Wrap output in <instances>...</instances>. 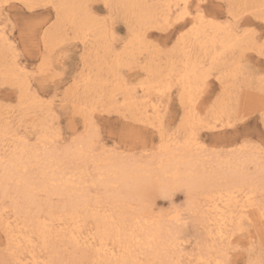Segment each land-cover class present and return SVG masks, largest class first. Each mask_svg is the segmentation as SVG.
<instances>
[{"label": "rangeland", "instance_id": "374dc122", "mask_svg": "<svg viewBox=\"0 0 264 264\" xmlns=\"http://www.w3.org/2000/svg\"><path fill=\"white\" fill-rule=\"evenodd\" d=\"M18 1L19 0H0V4L2 3V5L7 6L0 7V17H3L2 19L7 32H10L8 33L10 34L9 41H2V39H0V179L5 176V168L7 165H9V162H16L15 160H17V158H19V156L23 155L25 152L24 155L36 154L37 157L35 159L32 158L35 162L31 159L32 164L28 167L29 169L26 168L27 170L25 171L21 170L22 172L20 174H22L23 178L27 179L28 177V179L33 180L36 185L41 186V183L43 182H40L39 180L43 181V179H41V171L45 167V161H43V159L46 158L45 154H53L52 156L55 160L58 159L62 162L59 165V170H56V168L55 170L57 172L59 171L58 173H62L61 175H64V179H68V181L72 184L74 183L73 187L72 184H70L72 189L80 192L79 194H85L86 199H89L88 205L90 208H88V213L90 212L89 214H92L95 211V213L97 212L96 214H109L110 210L113 208L111 205L112 201L110 199L112 195L111 192L114 191V189L115 191L118 190L119 187L117 184H115L113 186L114 189L113 187L106 188L99 184V181L105 178V166L110 164V162L117 163L118 161L124 164L128 162L131 164L133 162L132 164H141L140 166L142 167H158L160 162L163 161L164 163L168 157V154H164L162 151V146L165 145L166 142H170L173 139H176L179 142H184V138L191 133V127L185 125L186 119L195 114L193 115L194 118L198 120L200 119V121L202 120L203 122V126L199 127L196 135L198 143L200 145H206L209 149H217V153H206L202 149L197 148L196 145L195 147L193 146L191 148V154L193 153L194 155H192L194 158L192 160L193 163H196V166L194 169H192V174H197V172L200 170L198 175H208L210 173L215 174L216 176L219 172L215 173V170L221 172L215 178L213 176L210 177L209 175L206 176L207 178L212 179L208 181L207 187L211 182L214 185H219L217 183L223 184V180L221 178L223 177V173L228 170L227 164L229 160V163H232L235 159L243 157L245 158L246 156L257 162V164L255 161L249 162L251 165L248 163L245 168L243 166L237 167L240 170L242 169L241 171H244L246 175L252 176V183L254 188L257 189L252 198L251 206L249 209H247L249 213L248 218H244L243 220H240V222L236 221V223H234V220L231 225L232 227L228 229L229 232L233 234L231 241L221 240L217 235H215V229L217 228L216 225H214L212 221H207L208 219L204 217L198 209H196V204L199 203V205H203L202 203L204 202V197L201 196L197 198V196L189 190L185 178L177 179L173 182L172 174H170L167 175L165 179L170 183L173 182V184L170 185L172 188L169 187L166 190H163L167 192L168 198H162V190H160L152 193L153 196H149L146 202L143 203V206L148 204V206L146 205L148 208L145 206L146 209L151 210L152 207V212H154L153 214H157L156 216L160 215L162 217L166 232H169L168 230L173 231L175 237L177 238L178 245L173 250L166 248L167 250L165 249L159 255H157L155 250L149 251L148 249H142L140 251L139 247L135 246L134 248L136 249L133 254L135 256L139 255L138 258L140 257L139 260L141 261L138 264H217L218 262H221L222 264H226V262H230V264H264V222L262 224L258 220L260 219L261 215H264V170L261 169H264V158L261 157L258 149H253L251 146L242 149L243 151L240 149V145L244 144L245 141H248L249 145H259L262 139H264V122H261L258 117V113L262 108H264V52H262V46H264V19L261 18L264 17V0H196V3L200 5L206 16L216 19L220 23L224 22L221 24H225V27L229 28L231 26L232 29L239 27L241 36L237 46L221 52L217 66L211 71V73L214 74H212L211 78H209V85L202 93L197 95L198 101L196 102L194 110H191V113L190 111L186 112V105L182 104L181 98H179L181 96V89L176 79V74L181 70L179 68H181V60L184 59V51L186 50L185 52H189L191 54V58H194L199 62L204 61V65H201V67L206 66L205 68H207L208 64L205 62L206 58H204L205 56L203 52L199 51L193 46L189 47V45H187L188 43L183 45L181 42V32L185 31L184 33H186V35L184 37H188L189 27L187 26L182 28L188 19H186V21L182 20L179 23H164L165 25L163 23H158L161 24L159 27L158 24L140 27L137 21V18L139 17L138 9L141 8L144 10L147 8L152 11L156 10V13H158L159 8L164 1L137 0V4L132 5V3L136 0H68L71 7L68 17L62 16V14L59 13V21L61 24L56 23L54 27L48 30L47 39H45V31L41 29H46L49 25L53 24L54 21H57L58 13L57 9L55 10V8L45 7L43 5H50L54 2H56L55 4L59 5L60 0H41L42 2H40V0H35L36 2L34 0ZM104 1L107 5L110 3L108 5L109 7H105L106 4ZM25 3L40 5V7H33L29 9L24 7ZM134 8L136 10H134ZM129 9H133V12ZM195 11L196 9L193 5L190 13L195 15ZM174 16H176V12ZM89 17L92 19L90 20ZM97 17H108L106 24L102 21H98L96 19ZM157 18L160 17L158 16ZM136 23L139 27L136 26ZM26 24H33L36 29L32 32L30 37H26L23 33V26ZM83 24L86 25V28ZM87 25L88 28L92 27L91 29L94 28L93 30L97 31L94 33L89 31ZM67 26L70 30L66 28ZM60 27L65 28L61 29ZM81 27L84 28L82 29ZM37 30L39 31V41H37ZM86 31L88 32L85 33ZM103 33L105 34L106 39L104 38ZM113 33L118 38L116 44L112 43ZM66 35L67 37H64ZM140 35H144V38L138 42L136 38H138V36L141 38ZM55 37L56 39H54ZM68 37H70V42H66ZM63 38H65V40ZM26 40L28 41L27 44L25 43ZM58 41L60 42L58 43ZM92 44L93 46L95 44V46L93 47ZM125 44H127V47H125ZM117 45L119 46L117 47ZM132 46H135L136 48H132ZM46 49H48V53L46 52ZM117 53H119L118 57L116 55ZM167 58L169 59L167 60ZM44 60H47L48 64H51L52 67L55 68L56 72L59 73V75L57 76L54 83L47 87L41 88L36 83H33L35 77L30 79L29 74L38 72L40 70L41 62ZM15 61L17 66L14 65ZM227 61L231 63H227ZM171 64H174L175 71L171 74L168 73L169 76H167L166 74L169 71L168 68L171 67ZM4 65L6 66L4 67ZM156 67H159L160 69L163 67V70H161L163 71L164 76H166V80H162L164 85L162 83L159 84L161 87L158 85L159 87L152 89L150 91L151 95L149 94L150 99L162 101L163 109L159 115V129L161 132H159L158 128L150 125L152 121H147L142 115L143 107L145 106V102L147 100L143 99V102L140 100L142 99V90L148 86L146 83H148V81L152 78V71L155 70ZM21 68H24L25 71L21 72ZM12 69L15 71V77L10 76L9 74V71ZM227 71L229 73H227ZM20 73H22L24 78H22ZM26 77L29 79V86L31 85V87L28 86L20 88L21 84H19V79L25 80L27 79ZM15 80H17V83ZM23 88L25 90H23ZM155 90H159V93L161 90L162 94H159ZM129 96H133L132 98L135 99L137 98L136 101L135 99L130 101L128 99ZM126 101L128 103H126ZM220 109L222 110V114L219 115L221 116V119L219 121L213 122V118L216 116L214 114L218 111L220 112ZM235 110L241 114L244 112H249L252 114L251 118L249 120H242L238 123L235 119L237 113ZM149 115H151V113H149ZM44 137L45 139H43ZM89 139L91 140V143ZM37 141H39V143H37ZM169 144L173 150V144ZM70 147L71 149L69 150ZM232 148H236L237 152H230L229 149ZM65 149H68L67 151L70 152L68 157L66 156L65 152L63 153ZM72 149H74V151L77 153H75ZM176 152L177 153L175 154L178 155L176 160L177 162H181V160L182 162H186L188 160L189 153L186 150L183 151L180 148ZM57 153H60V156L56 155ZM238 153L241 155L239 156ZM37 154H39L40 157ZM62 155L66 156L67 158L63 157ZM213 157L214 159H212ZM228 157L230 159H227ZM73 158L76 161H74ZM76 158L80 159L78 160ZM209 158H211L213 162ZM54 159L52 161H54ZM215 159L216 162L214 161ZM217 159L219 161H217ZM206 160L211 161L207 162ZM224 161L226 162L224 163ZM64 162L68 163L65 164ZM206 162L210 165H206ZM55 163L56 162L54 161V164ZM81 164H83V166ZM198 164H200V166ZM202 164H204L206 166L205 168L208 169H204V165ZM35 168H37V170ZM213 168L215 169L213 170ZM223 170H225V172ZM36 171H40V173H37ZM97 171H100L97 173L98 175L95 173ZM260 171L262 172L261 174H259ZM101 173L103 174V178ZM178 173L182 174L183 176H188L190 174V172L185 171V167L183 166L179 167ZM257 173L261 176L257 175ZM67 175L69 176L67 177ZM83 175L85 176L83 177ZM99 177L102 179L100 178L99 180ZM213 178L215 179V182H213ZM72 179L76 180L74 181ZM34 180H37L38 182H35ZM95 181L98 184H96ZM77 182H79V185ZM82 182L85 185H83ZM212 183L211 185H213ZM17 184L16 178L13 181L8 182L6 195L0 197V202L2 199V202L0 203V210L3 211H0V264H20L22 261H20L19 258L23 260L29 256L28 250L16 252L19 250L9 245L6 229L4 226V219H6L7 216L13 215V200L18 199V201L22 203V200L19 199L18 193H14L17 192L19 185ZM75 185H78L79 187H76ZM95 185L103 189L99 187L95 188ZM211 185L206 189L213 188ZM12 187H14V190H12ZM108 192H110V194ZM37 194V200L35 201V204L29 205L31 214H34V212L36 213L40 210L37 208L38 205L45 206V204H47L55 210V205L57 206L58 204L56 208L58 209L67 202L66 196H50L46 193L48 196L47 197L44 191H38ZM107 194H109V196H107ZM58 197H60V200ZM96 199L97 202L95 201ZM49 201L53 206L50 205ZM93 201H95L94 204ZM135 202V200L130 202V208L133 212L140 210V206H142V204L137 205L139 203ZM107 204L110 205V209H108ZM2 206L4 208L1 209ZM134 206L135 209H133ZM5 209L8 210L5 211ZM115 210L120 212L121 207L117 206ZM176 210L183 212V214H181L183 217L185 216L184 223L178 226L177 230H175V227L167 222V218L165 217ZM41 216L44 217L43 213ZM204 219H206V222ZM92 221L93 220L90 218L87 219V221H84L83 218L82 220L80 219L78 226L80 230H82L83 234L91 228L92 223L95 225V223ZM48 223L51 225V222ZM57 224L58 222L52 223L53 226L51 225V227L53 230L57 227ZM233 226H236L237 228L235 227L234 229ZM251 236L253 238H251ZM205 237L207 239H205ZM67 239L68 238L64 237L56 238L58 242L55 240L56 253L54 254L47 253L48 251L46 252V250L40 246L39 241L35 239V241H37L36 243L38 245V249L34 252V254L37 253L35 254L36 257H40L42 260L44 258V260L63 262V264H106L104 257H98L92 249L86 247L84 248L83 246L76 247L71 242L69 243L70 240L68 239V241ZM220 241L225 243H221ZM212 242H214L213 246H215L219 252H217L216 249L212 247ZM204 244L205 246H207L206 244H209V246L204 247ZM210 251L213 253V255L212 253H209ZM200 252L202 253L200 254ZM197 254H200V257ZM174 256L177 257V261L176 257ZM14 257L18 260H15ZM188 257H191L192 261ZM194 257L195 259H193ZM169 258L173 260H170ZM21 264H23V262Z\"/></svg>", "mask_w": 264, "mask_h": 264}, {"label": "bare ground", "instance_id": "6f19581e", "mask_svg": "<svg viewBox=\"0 0 264 264\" xmlns=\"http://www.w3.org/2000/svg\"><path fill=\"white\" fill-rule=\"evenodd\" d=\"M20 1V0H19ZM18 1V2H19ZM22 1V0H21ZM35 1V0H34ZM57 1V0H56ZM106 1V0H105ZM104 1V3H105ZM109 1V0H108ZM111 1V0H110ZM122 1V0H120ZM119 1V2H120ZM127 1V0H126ZM160 1V0H159ZM164 1L163 4L160 6L159 8V12L156 13V10L152 11L149 10L147 8H145L144 10H142L140 7L139 10V17L137 18L139 26L140 27H144V26H153L155 24L158 23H165V24H171L176 23V16H174L175 12H177L176 10V4L177 3H184L185 0H162ZM161 1V2H162ZM251 1V0H250ZM249 1V2H250ZM36 2V1H35ZM40 2H42L40 0ZM53 2V1H52ZM113 2V1H112ZM133 2V1H132ZM139 2V1H138ZM141 2V1H140ZM187 2L190 3V0H187ZM241 2V1H240ZM246 2V1H245ZM258 2V1H257ZM56 3V2H54ZM256 3V2H255ZM2 4V3H1ZM9 4V2H8ZM106 4V3H105ZM110 4V3H109ZM108 4V5H109ZM116 4V3H114ZM120 4V3H119ZM122 4V3H121ZM137 4V0L134 1L132 3V5ZM145 4V3H144ZM250 4V3H249ZM248 4V5H249ZM259 4V3H258ZM25 5V4H24ZM125 5V3H124ZM59 13L62 14V16H66L68 17L70 11H71V7L69 4L68 0H60L59 1ZM138 6V5H137ZM137 6H135L136 8H138ZM143 6V5H142ZM246 6V5H244ZM40 7V6H39ZM109 7V6H108ZM247 7V6H246ZM251 7V6H250ZM264 7V6H263ZM143 8V7H142ZM149 8V6H148ZM252 8V7H251ZM257 8V7H256ZM248 9V8H247ZM262 9V8H261ZM56 10V9H55ZM130 10V9H129ZM133 10V9H132ZM130 10V11H132ZM134 10H136L134 8ZM260 11V10H259ZM82 12V11H81ZM133 12V11H132ZM196 12V11H195ZM199 13L200 15L203 17V20H200L198 18L194 19L193 17H195V15H192L190 13V15L182 20L188 19V21L186 22L185 25L182 26V28L184 27H189L188 30V37H182L181 42L183 45L187 44L189 45V47L193 46L195 48H197L199 51L203 52L204 54V58H206L205 62H207V68L205 67H201V65H204V61H197L194 58H191V54L189 52H185L184 51V59L181 60V69L177 74H176V79L178 84L180 85V89H181V96L179 98H181V102L184 105H189L191 110L195 108L196 106V102L197 100V95L202 93L209 85V78H211V75L214 73H211L212 69L214 67L217 66L218 64V60L220 59L219 57L221 56V52L224 50H228L231 49L235 46H237V43L239 42V38L241 36V32L239 31V27H236L235 29L231 28V26L229 28L225 27L224 25H222L221 23L224 22H219L216 19H213L211 17H208L205 15L204 11L202 10V8L200 7L199 9ZM263 13V12H262ZM261 13V15H262ZM81 14V13H80ZM91 15V14H90ZM255 15V14H254ZM259 15V14H258ZM60 16V17H62ZM79 16V15H78ZM137 16V15H136ZM160 18H157V17ZM264 16V15H263ZM77 17V16H76ZM81 17V16H80ZM93 17V16H92ZM3 17H0V21H3L2 19ZM63 18V17H62ZM232 18V15H231ZM235 18V17H234ZM237 18V16H236ZM264 19V17H261ZM69 19V18H68ZM77 19V18H76ZM86 19V18H85ZM90 19V17H89ZM88 19V20H89ZM92 19V18H91ZM90 19V20H91ZM63 20V19H62ZM73 20V19H72ZM78 20V19H77ZM94 20V19H93ZM181 20V21H182ZM231 20V19H230ZM136 21V20H135ZM160 21V22H159ZM171 21V23H170ZM66 22V21H65ZM64 22V23H65ZM69 22V21H68ZM91 22V21H90ZM89 22V25H90ZM95 22V21H94ZM184 22V21H183ZM234 22V21H233ZM60 23V21L58 22ZM70 23V22H69ZM79 23V22H78ZM77 23V24H78ZM83 23V21H82ZM81 23V24H82ZM88 23V22H86ZM61 24V23H60ZM76 24V23H75ZM80 24V25H81ZM98 24V23H97ZM137 24V23H136ZM135 24V25H136ZM164 24V25H165ZM232 24V22H231ZM79 25V24H78ZM84 25V24H83ZM82 25V26H83ZM92 25V24H91ZM134 25V26H135ZM161 24H158V27ZM69 26V25H68ZM66 27L69 29V27ZM71 26V25H70ZM76 26V25H75ZM96 26V25H95ZM99 26V25H98ZM138 26V24L136 25ZM138 26V27H139ZM234 26V25H233ZM74 27V26H73ZM79 27V26H78ZM77 27V28H78ZM84 27L86 28V25H84ZM84 27H81L82 29ZM94 27V26H93ZM133 27V26H132ZM163 27V26H162ZM161 27V28H162ZM58 28V27H57ZM61 28V27H60ZM65 28V27H63ZM61 28V29H63ZM71 28V27H70ZM76 28V29H77ZM80 28V27H79ZM78 28V29H79ZM88 28V25H87ZM92 28V27H91ZM88 28L89 31L91 32H96L93 29ZM137 28V27H136ZM72 29V28H71ZM100 29V28H99ZM156 29V28H154ZM59 30V29H58ZM70 30V29H69ZM74 30V29H73ZM143 30V29H142ZM72 31V30H71ZM78 31V30H77ZM81 31V29H80ZM104 31V29H103ZM44 32V31H43ZM61 32V31H60ZM65 32V31H64ZM63 32V33H64ZM88 31H86L85 33H87ZM141 32V31H140ZM145 32V31H143ZM147 32V31H146ZM185 32V31H184ZM10 32H7L6 27L3 24H0V39H2V41H9V35L8 34ZM66 33V32H65ZM84 33V30H83ZM75 34V33H74ZM81 34V33H80ZM134 34V33H133ZM146 34V33H145ZM64 35V34H63ZM85 35V34H84ZM93 35V34H92ZM91 35V38H92ZM104 38H105V34L103 33ZM102 35V36H103ZM136 35V34H135ZM56 36V35H55ZM96 36V34H95ZM93 36V37H95ZM133 36V35H131ZM141 36V35H140ZM144 36V35H143ZM64 37H67L64 36ZM77 37V36H76ZM97 37V36H96ZM100 37V36H99ZM137 37V36H136ZM135 37V38H136ZM81 38V37H80ZM90 38V39H91ZM102 38V37H101ZM134 38V37H132ZM181 38V35H180ZM49 39V37H48ZM56 39V37L54 38ZM65 40V38H63ZM78 39V37H77ZM82 39V38H81ZM86 39V37H85ZM100 39V38H99ZM106 39V38H105ZM139 41H141V38L138 36V38H136ZM63 40V41H64ZM94 40V39H93ZM92 40V41H93ZM96 40V39H95ZM244 40V39H243ZM242 40V41H243ZM61 41V40H60ZM58 41V43L60 42ZM85 41V40H84ZM89 41V40H87ZM103 41V40H102ZM101 41V42H102ZM105 41V40H104ZM1 42V41H0ZM57 42V41H56ZM94 42V41H93ZM92 42V43H93ZM97 42V41H96ZM99 42V40H98ZM100 42V43H101ZM131 42V41H130ZM137 42V43H138ZM5 43V42H4ZM3 43V44H4ZM84 43V42H81ZM90 43V42H89ZM88 43V44H89ZM95 43V42H94ZM103 43V42H102ZM247 43V42H246ZM47 44V43H44ZM105 44V43H104ZM129 44V43H128ZM136 44V43H135ZM99 45V43H98ZM182 45V46H183ZM93 46V44H92ZM95 46V44H94ZM93 46V47H94ZM144 46V45H143ZM142 46V48H143ZM147 46V45H146ZM6 47V45H5ZM48 47V46H47ZM51 47V46H49ZM55 47V46H53ZM91 47V46H90ZM102 47V46H101ZM100 47V49H101ZM105 47V46H104ZM130 47V46H129ZM128 47V48H129ZM135 47V46H134ZM132 46V48H134ZM139 47V44H138ZM1 48V47H0ZM52 48V47H51ZM84 48V47H83ZM136 48V47H135ZM177 48V47H176ZM242 48V47H241ZM245 48V47H244ZM4 49V48H3ZM99 49V50H100ZM103 49V48H102ZM145 49V47H144ZM182 49V48H181ZM238 49V48H237ZM1 50V49H0ZM48 49H46L47 52ZM52 50V49H51ZM54 50V48H53ZM87 50V48H86ZM89 50V49H88ZM92 50V49H91ZM90 50V51H91ZM96 50V49H94ZM148 50V49H147ZM190 50V49H189ZM194 50V49H193ZM234 50V49H233ZM240 50V49H239ZM4 51V50H3ZM98 51V50H97ZM126 51V50H125ZM231 51V50H230ZM238 51V50H237ZM130 52V51H129ZM133 52V50H132ZM195 52V51H194ZM48 53V52H47ZM106 53V52H105ZM124 53V52H123ZM228 53V52H227ZM89 54V53H88ZM92 54V53H91ZM197 54V51H196ZM6 55V54H5ZM126 55V54H125ZM124 55V56H125ZM229 55V54H228ZM172 56V55H171ZM224 56V55H223ZM222 56V57H223ZM3 57V56H2ZM122 57V56H121ZM133 57V56H132ZM151 57V56H149ZM230 57V55H229ZM15 58V57H13ZM128 58V57H127ZM155 58V57H153ZM158 58V57H157ZM161 58V57H160ZM122 59V58H121ZM166 59V57H165ZM169 58H167L168 60ZM2 60V59H1ZM5 60V59H4ZM120 60V59H118ZM151 60V59H150ZM154 60V59H153ZM171 60V59H170ZM225 60V59H224ZM114 61V60H113ZM156 61V60H154ZM172 61V60H171ZM170 61V62H171ZM177 61V60H176ZM221 61V60H220ZM219 61V62H220ZM175 62V61H174ZM236 62V61H235ZM234 62V63H235ZM238 62V61H237ZM117 63V62H116ZM148 63V62H147ZM227 63H231L228 62ZM13 64V62H12ZM118 64V63H117ZM149 64V63H148ZM178 64V63H177ZM180 64V63H179ZM3 65V64H2ZM14 65L17 66L16 61L14 62ZM152 65V64H151ZM158 65V64H157ZM229 65V64H228ZM232 65V64H231ZM235 65V64H233ZM6 65H4L5 67ZM23 66V65H22ZM156 66V65H155ZM236 66V65H235ZM14 67V66H13ZM24 67V66H23ZM165 67V65H164ZM170 67V66H169ZM233 67V66H232ZM8 68V67H6ZM166 68V67H165ZM224 68V67H223ZM230 68V67H229ZM18 69V68H16ZM24 70V68H21V70ZM161 69L163 70V67H161ZM159 67L155 70L152 71V75H151V79L148 81V83H146L148 86L146 88H143L142 90V99H140L141 101L143 99L147 100L145 102V106L143 107V111H142V115L144 116V118L147 121H152L150 123V125H153L155 128H158L159 132L160 131V122H159V115L162 112L163 109V105H162V101L160 100H152L150 99V91L154 88H158L162 83V80H166L163 74V71L161 70ZM169 71L167 72V76H169L168 73H173L175 71L174 69V64H171V67L168 68ZM221 69V68H220ZM228 69V68H227ZM231 69V68H230ZM240 69V67H239ZM1 70V69H0ZM20 70V69H19ZM111 70V69H110ZM229 70V69H228ZM25 71V70H24ZM114 71V70H113ZM236 71V70H234ZM8 72V71H7ZM112 72V71H111ZM214 72V71H213ZM3 73V72H2ZM17 73V72H16ZM26 73V72H24ZM29 73V72H28ZM149 73V72H148ZM224 73V72H223ZM227 73H229L227 71ZM4 74V73H3ZM7 74V73H6ZM10 76L15 77V71L12 69L9 71ZM22 76V73H20ZM112 74V73H111ZM216 74V73H215ZM219 75V74H218ZM17 76V75H16ZM114 76V75H113ZM172 76V75H170ZM216 76V75H215ZM220 76V75H219ZM7 77V76H6ZM34 77V76H33ZM164 77V79H163ZM222 77V76H221ZM228 77V76H227ZM236 77V76H235ZM4 78V76H3ZM12 78V77H11ZM17 78V77H16ZM22 78H24L22 76ZM27 78V77H26ZM174 78V77H173ZM231 78V77H230ZM229 78V79H230ZM8 79V78H7ZM33 79V78H32ZM11 80V79H10ZM17 83V80H15ZM168 81V80H167ZM170 81V80H169ZM234 81V80H233ZM14 82V81H13ZM19 84H21V87H28L30 82L29 79H25V80H20L19 79ZM123 83V82H122ZM170 83V82H169ZM145 84V83H144ZM163 84V83H162ZM177 84V85H178ZM12 85V84H11ZM14 85V84H13ZM125 85V84H124ZM159 85V86H158ZM164 85V84H163ZM229 85V84H228ZM231 85V84H230ZM157 86V87H155ZM168 86V85H167ZM31 87V86H29ZM122 87V86H121ZM124 87V86H123ZM161 87V86H160ZM27 89V88H26ZM122 89V88H121ZM23 90H25L23 88ZM86 90V89H85ZM120 90V89H119ZM127 90V88H126ZM164 90V89H162ZM167 90V89H166ZM229 90V89H228ZM21 91V90H20ZM29 91V90H28ZM88 91V90H87ZM86 91V92H87ZM157 91V90H155ZM159 91V90H158ZM157 91V92H158ZM125 92V89H124ZM130 92V91H129ZM24 93V92H22ZM159 93V92H158ZM161 93V90H160ZM159 93V94H160ZM162 94V93H161ZM130 95V94H129ZM151 95V94H150ZM230 95V94H229ZM22 96V95H21ZM27 96V95H26ZM128 96V95H127ZM233 96V95H232ZM231 96V97H232ZM130 97V96H129ZM128 99L130 101H132L135 98L130 97ZM114 98V97H113ZM127 98V97H126ZM23 99V98H21ZM137 99V98H136ZM135 99V101H136ZM125 100V99H124ZM144 100V101H145ZM230 100V99H229ZM233 101V100H232ZM235 101V100H234ZM238 101V100H237ZM124 102V101H123ZM134 102V101H133ZM143 102V101H142ZM226 102V101H225ZM126 103H128L126 101ZM135 103V102H134ZM133 103V104H134ZM140 103V102H138ZM227 103V102H226ZM231 103V102H230ZM233 103V102H232ZM220 104V103H219ZM237 104V103H236ZM124 105V104H123ZM130 105V104H129ZM128 105V107H129ZM234 105V104H233ZM232 105V106H233ZM229 106V105H228ZM31 107V106H30ZM81 107V106H80ZM132 107V106H131ZM140 107V106H139ZM231 107V106H230ZM84 108V107H83ZM86 109V107H85ZM127 109V108H126ZM213 109V108H212ZM230 109V108H229ZM237 109V108H236ZM130 110V109H129ZM236 111V110H235ZM129 112V111H128ZM138 112V111H137ZM195 112V111H194ZM216 112V111H215ZM213 112V113H215ZM237 112V111H236ZM149 113H151V115H149ZM191 113V111H190ZM196 113V112H195ZM189 114V113H188ZM199 114V113H197ZM220 114H222V110L220 109V112L218 111L217 113H215L214 115H216L214 118L212 116V118L214 119L213 122L215 121H219L221 119V116H219ZM141 115V114H140ZM195 115V114H193ZM188 117L186 119V123L185 125H188L189 127H191L190 125L193 123H197L199 124L200 119H196L194 118V116ZM210 115V114H209ZM213 115V114H212ZM226 115V114H225ZM134 116V115H133ZM190 116V115H189ZM196 117V116H195ZM134 119V118H133ZM233 120V119H232ZM140 121V120H139ZM155 121V122H154ZM202 121V120H201ZM223 121V120H222ZM227 122V121H226ZM142 123V122H141ZM205 123V122H204ZM233 123V122H232ZM231 123V124H232ZM207 124V123H205ZM204 124V125H205ZM228 124V123H226ZM184 125V126H185ZM212 125V124H211ZM229 125V124H228ZM213 126V125H212ZM232 126V125H231ZM152 127V126H151ZM184 129V127H183ZM224 129V128H223ZM202 130V129H201ZM47 132V131H46ZM164 136V135H163ZM42 137V136H40ZM161 138V137H160ZM164 138V137H163ZM162 138V139H163ZM42 139V138H41ZM45 139V137L43 138ZM167 139V138H166ZM185 141L184 142H179L176 139L171 140L170 142H166L165 145H161L162 146V151L164 152V154H168L167 160L163 163V161L160 162L159 166L156 168H152L151 166H146V167H142L140 165L137 164H129L126 163H122V162H118L114 163V162H110V164L106 165L104 170V176L105 178L101 181H99V184L103 187H113L115 184L118 185L119 189L115 191L114 187V191H112V195H111V205L113 206L112 210H110L109 214H96L95 211L92 214L88 213V201L86 199V195L84 194H79L80 192L76 191L75 189H72L68 179H64V175L62 176V173H58L56 170H59V165L62 163L61 161H59L58 159L55 160L53 158V154L52 155H46V158L43 159V161H45V167L44 169H42L41 171V179H43V181L39 180L41 183V186L36 185L33 180H30L26 178L22 177V174H20L23 170H27L26 168H28L31 164L32 161L31 159H35L37 156L36 154H29V155H21L19 156V158H17V160L14 161H10L9 165H7V167L5 168L6 170V174L4 172V177L0 179V197L1 196H5L6 195V190L8 188V182L13 181L16 178V181L18 185L17 188V192L14 193H18L19 195V199L22 200V203L20 201H18V199H11L13 200V215L11 216H7L6 219H4V226L6 229V234H7V239L9 241V245L13 248H16L19 251L16 252H22L24 250H28V255L25 259H20V261L23 262V264H37L38 261H40V257H36L35 251H37L38 249V245H37V241H39L40 246L46 250L47 253L50 254H54L56 253V247H55V240L58 237H64V238H68L67 240L69 241V243L71 242L72 244H74V246H78L81 247L83 246L84 248H90L92 249L96 255L98 257H104V261L106 262V264H115V261L117 259L120 260H128L131 262V264H138L141 260H139L138 256H135L133 253L135 252L134 248L135 246L139 247V250L141 251L142 249H148L149 251L155 250L157 252V255H159L160 253H162V251H164L166 248L173 250L176 248V246L178 245L177 243V238L175 237L174 233L172 230H168L169 232H166V229L164 228V224H163V219L162 217L156 216L155 214H153L154 212H152V207L151 210L146 209L145 206L148 204H146L145 206H143V203L146 202V200L148 199L149 196H153L152 193H155L157 191L160 190H166L167 188L170 187V185L173 184V182L177 179H182L185 178L186 179V183L188 185L189 190L198 197H204V202L202 203L203 205H199L198 201L196 204V209H198L200 211V213L206 217L208 220L207 221H212L214 223V225H216V234L214 232L215 235H217L221 240H229L231 241V238L233 236L232 233L229 232V228L232 227V223H236V221L243 220L244 218H248V211L247 209H249V207L251 206V201L252 198L254 196V194L256 193L255 191H257V189L254 188V185L252 183V176H248L245 174L244 171H241L239 168V166H243L245 168V166L249 163V162H254L255 160H253L250 157H246L245 158H237L235 159L232 163H229L228 161V170L225 172V170H223L225 173H223V177L221 178L223 180V184L221 183H217L219 185H211V183H209L211 186H213V188L211 189H206L208 188L210 185L208 184L207 187V183L209 180H212L211 178H207L206 176H210V177H216L218 176L219 173H221L220 171H217L219 173H217V175L215 176V174H209L208 175H198V172L200 173V170L197 172V174H192V169H194V167L196 166L195 162L193 163V153L191 154V148L198 143L197 138L195 140L192 139L191 137V133L184 138ZM90 140V139H89ZM45 141V140H44ZM51 141V140H50ZM87 141V140H86ZM85 141V142H86ZM81 142V141H80ZM88 143V142H87ZM91 143V140H90ZM169 143L173 144L174 149H171V145ZM23 144V143H22ZM42 144V143H41ZM83 144V141H82ZM89 144V143H88ZM81 145V144H80ZM92 145V144H90ZM74 146V145H73ZM76 146V145H75ZM79 146V145H78ZM86 146V145H84ZM89 147V146H88ZM77 148V147H76ZM74 148V149H76ZM81 148V146H80ZM181 148V150L183 151H187L189 153L188 156V160L186 162H177V157L178 155L175 154L177 153L176 151H178ZM71 149V147L69 148V150ZM74 149H72L74 151ZM85 149V148H84ZM177 149V150H176ZM68 150V149H67ZM65 149V151H63V153L65 152L66 156L68 157L69 155V151H67ZM80 150V149H79ZM83 150V149H82ZM86 150V149H85ZM240 150V149H239ZM23 151V150H22ZM78 151V150H77ZM195 151V150H194ZM243 151V150H242ZM245 151V150H244ZM247 151V150H246ZM55 152V151H54ZM75 153H77L76 151H74ZM251 152V151H250ZM20 153V152H19ZM35 153V152H34ZM46 153V152H45ZM51 153V151H50ZM56 153V152H55ZM62 153V152H61ZM62 153V154H63ZM81 153V152H79ZM78 153V154H79ZM86 153V152H85ZM91 153V152H89ZM249 153V152H247ZM252 153V152H251ZM49 154V151H48ZM60 154V153H59ZM58 153L56 155H59ZM73 154V153H72ZM71 154V155H72ZM88 154V153H87ZM39 155V154H37ZM43 155V154H42ZM75 155V154H74ZM86 155V154H84ZM90 155V154H89ZM193 155V156H192ZM234 155V154H233ZM239 155V153H238ZM241 155V154H240ZM239 155V156H240ZM246 155V152H245ZM60 156V155H59ZM63 156V155H62ZM66 156H63L65 158H67ZM251 156V155H250ZM40 157V155H39ZM44 157V156H43ZM55 157V156H54ZM196 157V156H195ZM236 157V156H234ZM238 157V156H237ZM257 157V155H256ZM260 157V156H259ZM56 158V157H55ZM71 158V157H70ZM88 158V157H87ZM225 158V157H224ZM232 158V157H231ZM32 159V160H33ZM40 159V158H39ZM54 159V161L56 162L54 164V161H52ZM63 159V158H62ZM69 159V158H68ZM74 159V158H73ZM72 159V161H73ZM76 159H80V158H76ZM85 159V158H83ZM203 159V158H202ZM211 159V158H209ZM214 159V157L212 158ZM211 159V160H212ZM227 159H230L229 157ZM255 159V158H254ZM37 160V159H36ZM61 160V159H60ZM77 160V162H78ZM89 160V159H87ZM133 160V159H132ZM201 160V159H200ZM208 160V161H211ZM34 161V160H33ZM38 161V160H37ZM41 161V160H40ZM42 161V162H43ZM67 161V160H66ZM69 161V162H72ZM74 161H76L74 159ZM84 161V160H83ZM99 161V160H98ZM199 161V159H198ZM207 161V160H206ZM207 161V162H208ZM216 162V159L214 160ZM217 161H219L217 159ZM227 161V160H226ZM224 161V163L226 162ZM259 161V160H257ZM35 162V161H34ZM89 162V161H88ZM204 162V161H203ZM206 162V163H207ZM213 162V160H212ZM262 162V161H261ZM65 163V162H64ZM68 162H66L65 164H67ZM80 163V161H79ZM78 163V164H79ZM90 163V162H89ZM221 163V161H220ZM255 163L257 164V162L255 161ZM8 164V163H7ZM36 164V163H35ZM43 164V163H42ZM77 164V163H76ZM95 164V163H94ZM205 164V163H204ZM202 164V165H204ZM209 163H207L206 165H208ZM250 164V163H249ZM262 164V163H261ZM38 165V164H37ZM40 165V164H39ZM63 165V164H62ZM83 166V164H81ZM97 165V164H96ZM200 166V164H198ZM210 165V164H209ZM251 165V164H250ZM34 166V165H33ZM67 166V165H65ZM71 166V164H70ZM183 166L185 167V171L190 172V174L188 176H183L182 174L178 173L179 171V167ZM198 166V168H199ZM213 166V165H212ZM216 166V165H215ZM214 166V167H215ZM5 167V166H3ZM40 167V166H37ZM64 167V166H63ZM203 167V166H202ZM206 166L204 165V169H208L205 168ZM209 167V166H208ZM218 167V165H217ZM224 167V166H223ZM258 167V166H257ZM56 168V170H55ZM61 168V167H60ZM70 168V167H69ZM84 168V167H83ZM171 168V169H169ZM220 168V167H219ZM255 168V167H254ZM29 169V168H28ZM37 170V168H35ZM41 169V168H40ZM54 169V170H53ZM75 169V168H74ZM100 169V168H99ZM184 169V168H183ZM212 169V168H211ZM215 168H213L214 170ZM217 169V168H216ZM223 169V168H222ZM220 169V170H222ZM262 170H264L263 168H261ZM4 170V171H5ZM22 170V171H21ZM83 170V169H82ZM85 170V169H84ZM101 170V169H100ZM103 170V171H104ZM258 170V169H257ZM2 171V170H1ZM203 171V170H202ZM209 171V170H207ZM212 171V170H210ZM248 171V170H246ZM35 172V171H34ZM37 173L40 171H36ZM65 172V171H64ZM67 172V171H66ZM75 172V171H74ZM83 172V171H80ZM86 172V171H85ZM100 172V171H99ZM98 171L95 172L96 174L99 173ZM205 172V171H204ZM203 172V173H204ZM256 172V171H255ZM259 172V171H258ZM73 173V172H72ZM79 173V172H78ZM185 173V172H184ZM214 173V172H211ZM262 172L260 171L259 174H261ZM30 174V173H27ZM35 174V173H34ZM33 174V176H34ZM80 174V173H79ZM102 174V173H101ZM172 174V179L173 182L170 183L168 180H166L165 178L167 177V175ZM205 174V173H204ZM207 174V173H206ZM257 173V175H259ZM37 175V174H36ZM73 175V174H72ZM98 175V174H97ZM25 176V175H24ZM69 175H67L68 177ZM85 175H83L84 177ZM222 176V174H221ZM254 176V175H253ZM261 176V175H259ZM264 176V174H263ZM79 177V175H78ZM77 177V178H78ZM32 178V177H31ZM76 178V177H74ZM97 178V177H96ZM95 178V179H96ZM101 177H99L100 180ZM102 178H103V174H102ZM101 178V179H102ZM213 178V179H214ZM220 178V175H219ZM263 178V177H262ZM38 179V178H36ZM70 179V178H69ZM220 179V180H221ZM74 180V179H72ZM76 180V179H75ZM74 180V181H75ZM84 180V178H83ZM35 182L37 180H34ZM98 181V180H97ZM38 182V181H37ZM81 182V181H79ZM77 182V184L79 183ZM94 182V181H93ZM215 182V179L214 181ZM260 182V181H259ZM83 183V182H82ZM81 183V184H82ZM96 184H98L95 181ZM256 183V182H255ZM261 183V182H260ZM13 184V182H12ZM40 184V183H39ZM16 185V186H17ZM74 183L72 184L73 187ZM79 185V184H78ZM77 185V186H78ZM83 185H85L83 183ZM186 185V184H185ZM256 185V184H255ZM258 185V184H257ZM15 186V185H13ZM38 186V187H37ZM76 186V185H75ZM76 186V187H77ZM90 186V184H89ZM264 186V184H263ZM74 187V188H76ZM79 187V186H78ZM85 187V186H84ZM98 188L99 186L95 185V188ZM14 190V187H12ZM16 188V187H15ZM81 188V186H80ZM93 188V187H92ZM91 188V189H92ZM94 188V189H95ZM101 188V187H99ZM117 188V187H116ZM172 188V187H170ZM257 188V187H256ZM103 189V188H101ZM206 189V190H205ZM11 190V191H12ZM10 191V190H9ZM38 191H44L45 194L47 193L48 195L52 196V195H59V196H66L67 198V202L61 206L60 208L56 209L57 206L55 205V210L52 209V207H50L49 205L45 204V206H40L38 205L37 208H39L40 210L38 212H34V214L30 213V209H29V205L35 204L36 199V194ZM82 191V190H80ZM98 191V190H97ZM111 191V190H109ZM263 191V190H262ZM105 192V191H104ZM110 194V192H108ZM259 193V191H258ZM39 194V193H38ZM37 194V195H38ZM44 194V195H45ZM46 194V196H47ZM87 194V193H86ZM109 194H107V196H109ZM16 195V194H15ZM14 195V196H15ZM41 195V193H40ZM43 195V194H42ZM157 195V194H155ZM154 195V198H155ZM88 196V195H87ZM96 196V195H95ZM105 196V195H104ZM103 196V197H104ZM195 196V197H196ZM257 196V195H256ZM48 197V196H47ZM91 197V195H90ZM94 197V196H93ZM100 197V196H97ZM55 198V197H54ZM64 198V197H63ZM62 198V199H63ZM151 198V197H150ZM263 198V197H262ZM40 199V198H39ZM46 199V198H45ZM51 199V198H50ZM58 199L60 200V197H58ZM57 199V200H58ZM65 199V198H64ZM91 199V198H90ZM95 199V198H94ZM102 199V198H101ZM258 199V198H257ZM9 200V199H8ZM106 200V199H105ZM109 200V199H108ZM107 200V201H108ZM135 200L136 202H138L139 204L137 205H141L140 206V210H137L136 212L131 211L132 209L130 208V202ZM197 200V199H196ZM263 200V199H262ZM10 201V200H9ZM44 201V200H43ZM42 201V202H43ZM48 201V200H46ZM66 201V200H65ZM97 202V199L95 200ZM93 201V204L94 202ZM100 201V200H99ZM264 201V200H263ZM2 202V199H1ZM0 202V203H1ZM40 202V201H39ZM62 202V201H61ZM91 202V201H90ZM104 202V201H103ZM135 202V203H136ZM11 203V202H10ZM50 203V201H49ZM107 203V202H106ZM153 203V202H151ZM253 203V202H252ZM256 203V202H255ZM259 203V202H258ZM262 203V202H261ZM110 204V203H109ZM51 206H53L50 203ZM108 205V204H107ZM150 205V203H149ZM95 206V205H94ZM97 206V205H96ZM100 206V205H99ZM110 205H108V209ZM117 206L121 207V211L118 212L115 210V208H117ZM146 206V207H147ZM151 206V205H150ZM263 206V205H262ZM102 207V206H101ZM133 207V206H131ZM261 207V206H260ZM4 208L3 206L1 207V209ZM32 208V207H31ZM34 208V207H33ZM54 208V207H53ZM148 208V207H147ZM94 209V208H93ZM135 209V206L134 208ZM252 209V208H251ZM263 209V208H262ZM32 210V209H31ZM38 210V209H37ZM35 210V211H37ZM90 210V209H89ZM92 210V209H91ZM104 210V209H103ZM255 210V209H254ZM253 210V211H254ZM2 211V210H0ZM93 211V210H92ZM101 211V210H100ZM3 212V211H2ZM104 212V211H103ZM259 212V211H258ZM43 213L44 217L41 216V214ZM159 213V212H157ZM183 212H180L178 210L168 214L167 216H165L167 218V222L175 227V230L178 229V226H180L181 224L184 223L185 221V216L183 217ZM248 213V214H247ZM254 213V212H253ZM256 213V212H255ZM195 214V213H193ZM197 215V214H196ZM251 216V215H250ZM256 216V215H255ZM202 217V216H201ZM82 218L84 219V221H87V219H92L95 223V225L92 223L91 228L87 230V232L84 234L82 233V230H80L78 224L80 222V219L82 220ZM200 218V216H199ZM258 219V218H257ZM13 220V221H12ZM248 220V219H247ZM250 220V219H249ZM259 222H261L263 224L264 222V215L260 216V219H258ZM165 221V220H164ZM204 221L206 222V219H204ZM48 222L52 223L54 222H58L57 227L53 230V228L51 227V225H49ZM165 222V223H167ZM211 222V223H212ZM243 222V221H242ZM45 223H47V227H45ZM119 225L121 231L119 233L121 239L118 240L116 242V252L118 253L117 256L113 255V245L111 242H109V240H107L105 238V234L106 233H112L113 236L116 235V233L113 232V224ZM210 223V222H209ZM252 223V222H251ZM82 224V222H81ZM87 224V223H86ZM83 224V225H86ZM168 224V225H169ZM205 225V224H204ZM208 225V224H207ZM213 225V224H212ZM53 226V225H52ZM81 226V225H80ZM89 226V225H88ZM262 226V225H261ZM83 227V226H82ZM167 227V226H166ZM236 227V226H235ZM235 227L233 226V228L235 229ZM241 227V226H239ZM238 227V228H239ZM257 227V226H256ZM210 228V227H209ZM215 228V227H214ZM237 228V227H236ZM263 228V227H262ZM171 229V228H170ZM240 229V228H239ZM84 230V229H83ZM173 234H172V233ZM212 232V233H213ZM239 232V231H238ZM177 233V232H176ZM235 233V232H234ZM207 234V233H206ZM205 234V236L207 237V235ZM209 234V233H208ZM249 234V233H247ZM212 235V234H211ZM256 235V234H255ZM37 237V238H36ZM204 237V235H203ZM205 237V239H207ZM215 237V236H214ZM37 239V241H35V239ZM216 238V237H215ZM249 238V237H247ZM251 238H253L251 236ZM210 239V238H209ZM219 239V240H220ZM204 240V239H203ZM212 240V237H211ZM214 240V239H213ZM218 240V241H219ZM249 241V240H248ZM56 242H58L56 240ZM202 242V241H201ZM208 242V241H205ZM210 242V240H209ZM217 242V241H215ZM221 242V241H220ZM253 242V241H252ZM221 243H225V242H221ZM228 243V242H227ZM230 243V242H229ZM212 247L215 248V246H213L214 242L211 243ZM247 244V243H246ZM24 245V246H23ZM207 246L204 247H208L209 244H206ZM217 245V244H216ZM251 245V244H250ZM202 246V245H201ZM24 247V248H23ZM144 247V248H142ZM203 247V246H202ZM201 248V247H200ZM211 248V247H210ZM251 248V247H249ZM166 249V250H167ZM212 249V248H211ZM213 249V250H214ZM253 249V248H252ZM204 250V249H203ZM14 251V250H13ZM138 251V250H137ZM169 251V250H168ZM202 251V250H201ZM205 251V250H204ZM217 251V249H216ZM41 252V251H40ZM44 252V251H42ZM88 252V251H87ZM171 252V251H170ZM215 252V251H213ZM219 252V251H217ZM13 253V252H12ZM15 253V252H14ZM175 253V252H174ZM202 252H200L201 254ZM205 253V252H204ZM210 254L212 253L211 251L209 252ZM216 253V252H215ZM214 253V254H215ZM225 253V252H224ZM16 254V253H15ZM39 254V252H38ZM136 254V253H135ZM141 254V253H139ZM177 254V253H176ZM199 254V255H200ZM208 254V255H210ZM18 255V254H17ZM49 255V254H48ZM198 255V254H197ZM198 255V256H199ZM213 255V253H212ZM93 256V255H92ZM170 256V255H169ZM193 256V255H192ZM195 256V255H194ZM203 256V255H202ZM205 256V254H204ZM207 256V255H206ZM225 256V255H224ZM21 257V255H20ZM55 257V256H54ZM171 257V256H170ZM176 257V256H174ZM173 257V258H174ZM179 257V256H178ZM181 257V256H180ZM200 257V256H199ZM182 258V257H181ZM180 258V259H181ZM189 258V257H188ZM197 258V257H196ZM15 260H18L14 257ZM51 259V258H50ZM170 259V258H169ZM191 259V257L189 258ZM195 259V257L193 258ZM52 260V259H51ZM102 260V259H101ZM100 260V261H101ZM173 260V259H170ZM203 260V259H202ZM201 260V261H202ZM227 260V259H226ZM41 261H44L41 259ZM50 261V260H49ZM176 261H177V257H176ZM179 261V260H178ZM192 261V259H191ZM197 261V260H196ZM21 262V263H22ZM30 262V263H29ZM175 262V261H174ZM181 262V261H180ZM203 262V261H202ZM216 262V261H215ZM20 263V264H21ZM102 263V262H101ZM141 264V263H140ZM170 264V263H169ZM178 264V263H176ZM208 264V263H207ZM217 264H222L221 262H218Z\"/></svg>", "mask_w": 264, "mask_h": 264}, {"label": "snow or ice", "instance_id": "6c2138e0", "mask_svg": "<svg viewBox=\"0 0 264 264\" xmlns=\"http://www.w3.org/2000/svg\"><path fill=\"white\" fill-rule=\"evenodd\" d=\"M193 5L195 6L196 9V15L195 17H193L194 19L198 18L200 20H203V17L200 15L199 13V9H200V5L198 3H196V0H191V3L187 2V0H185L184 3H177L176 4V23H179L182 19L188 17L190 15V10L192 9ZM40 5H33L31 3H25L24 7L26 8H33V7H39ZM45 7H51V8H55L57 9V21H54L53 24L49 25L48 28L46 29H41L45 31V39H47V32L49 29H51L52 27L55 26L56 23L59 22V5L52 3L50 5H43ZM0 7H7L6 5H2L0 4ZM105 7H108V5L106 4ZM98 21H102L103 23L106 24L108 17H97L96 18ZM4 21H0V24H3ZM171 23V21H170ZM36 30L35 26L33 24H26L23 26V33L26 37H30L32 32ZM186 33L181 32V37L185 36ZM144 37L141 36V39H143ZM117 37L115 36V34L113 33L112 35V43L116 44L117 41ZM37 41H39V31L37 30ZM66 42H70V37L67 38ZM179 42V41H178ZM25 43L27 44L28 41L26 40ZM119 45H117L118 47ZM125 47H127V44H125ZM262 52H264V46H262ZM117 57L119 56V53L116 54ZM24 70L22 69L21 72H23ZM59 75V73L56 72L55 68L52 67L51 64H48L47 60H44L41 62L40 65V70L38 72H34L32 74H29V78L31 79L33 76L35 77V79L33 80V83H36L39 87L43 88V87H47L50 84L54 83L56 81L57 76ZM31 86V85H30ZM191 111V108L189 105H186V112ZM251 115L249 112H244V113H236L235 119L236 121L239 123L242 120H249L251 118ZM258 117L261 120V122H264V108H262L260 110V112L258 113ZM183 123V121H182ZM203 126V122L200 121L199 124L197 123H193L191 124V137L193 140L196 139V135L197 132L199 130V127ZM37 143H39V141H37ZM251 146L253 149H258V151L261 154V157L264 158V139H262L261 143L259 145L256 144H252L249 145L248 141H245L244 144L240 145V149H245L247 147ZM196 147L199 149H202L204 152L208 153L211 152L213 154L217 153V149L212 148L209 149L206 145H200L199 143L196 144ZM230 152L235 153L237 152L236 148H232L229 149ZM161 197L164 199L168 198V194L167 192L163 191L161 192ZM8 209H5V211H7ZM45 227H47V223H45ZM121 229L119 227V225H116L115 223L113 224V232L116 233L115 236H113L112 233H106L105 234V238L107 240H109V242L112 243L113 245V255L117 256L118 253L116 252V242L118 240L121 239L119 233H120ZM37 264H63V262H57V261H49V260H44V261H38ZM115 264H131L130 261L128 260H120L117 259L115 261ZM226 264H230V262H226Z\"/></svg>", "mask_w": 264, "mask_h": 264}]
</instances>
